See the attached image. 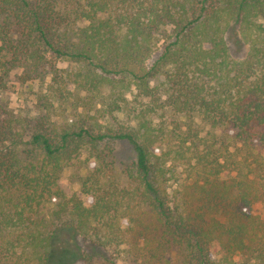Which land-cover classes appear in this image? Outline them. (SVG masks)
Listing matches in <instances>:
<instances>
[{
	"label": "trees",
	"instance_id": "16d2710c",
	"mask_svg": "<svg viewBox=\"0 0 264 264\" xmlns=\"http://www.w3.org/2000/svg\"><path fill=\"white\" fill-rule=\"evenodd\" d=\"M55 6L0 0V66L31 68L41 51L77 64L70 109L93 110L60 124L0 117V264H49L59 236L85 261L128 245L153 258L174 246L183 264H264L252 213L264 201V0ZM120 140L134 161L116 164Z\"/></svg>",
	"mask_w": 264,
	"mask_h": 264
},
{
	"label": "rangeland",
	"instance_id": "374dc122",
	"mask_svg": "<svg viewBox=\"0 0 264 264\" xmlns=\"http://www.w3.org/2000/svg\"><path fill=\"white\" fill-rule=\"evenodd\" d=\"M72 2L73 0H54L56 9H63L66 5L70 6ZM230 39L232 55L237 58L245 52V48L234 34ZM40 54L45 57L44 60L31 68L24 62L10 61L7 62L6 67L0 66V117H10L19 121L16 127L24 125L23 120L31 119L29 121L33 123L38 117L48 113L51 117L50 121L60 124L75 113L82 111L88 113L89 111L82 107L74 108L73 111L70 109L71 98L78 94V90L74 88L75 85L71 82L69 75L78 68L77 64L57 59L52 53L46 51H41ZM8 59L9 57L6 56V61ZM79 95L84 96L82 92ZM62 98L64 99L63 106L60 105ZM115 115L119 121L131 123L126 114ZM200 126L207 131L208 127L203 124ZM24 128L26 130L24 133H27L28 125L26 124ZM113 147L116 164H127L135 160V152L126 141H115ZM77 179L76 170L73 167L66 168L60 176L61 187L70 194L79 189ZM252 213L264 220V201L255 204ZM63 233L68 238L71 236L67 228L63 230ZM61 237L54 240L49 264H183L179 250L174 246L160 248V253L153 258L149 252L137 254L128 245H123L117 250L107 249L106 258L93 256L89 261H85L79 258L74 249L67 242L62 241ZM80 247L83 249L82 245Z\"/></svg>",
	"mask_w": 264,
	"mask_h": 264
}]
</instances>
